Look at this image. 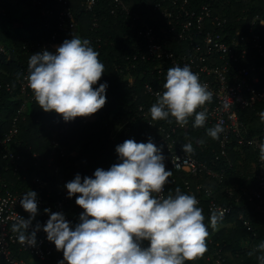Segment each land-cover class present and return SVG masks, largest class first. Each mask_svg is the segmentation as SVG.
<instances>
[{"label":"trees","instance_id":"16d2710c","mask_svg":"<svg viewBox=\"0 0 264 264\" xmlns=\"http://www.w3.org/2000/svg\"><path fill=\"white\" fill-rule=\"evenodd\" d=\"M82 1L70 0L68 3L74 15L75 25L62 32L56 42L60 44L61 40L73 37L76 30L79 38L90 41L105 66V73L96 86L102 82L107 83L106 103L91 116L76 117L65 122L59 114L40 109L34 98L28 100L26 109L18 120L17 133L9 144L12 152L20 156L19 164L25 167L26 177L21 179L19 174L6 175L13 190L27 189L35 175L47 180L54 189L50 200H62L66 197L61 205L62 212L72 217L74 225L79 222L78 217L83 211L75 204L78 194L69 198L66 188L64 190L59 188L65 187L76 174H80L82 178L92 176L97 167L107 169L116 163L115 147L127 139H133L138 143H147L149 139L153 142L146 128L148 125L141 121L139 115L135 120H130V116L136 114L139 103L149 102L148 97L143 94V85L152 79L148 74L150 63L136 62L134 68L130 66L126 68L125 55L136 37L135 29L129 27V19L110 13L108 0H97L94 12L85 11ZM46 2L53 9V14L47 21L38 11L32 9L31 0H1L7 15H0V42L6 50L0 53V82L10 83L16 92L17 81L28 67L30 56L39 52L44 43L47 44L46 50L53 51L49 43L61 4L56 0ZM205 2L211 3L213 15L226 17L224 30L228 37H234L237 31L246 35L254 16L264 20V0H192L191 4L196 7ZM21 4L28 7L25 19L15 16L17 6ZM141 4L143 8L151 6L145 1ZM93 22H96V27L92 25ZM252 27L257 32H264V26H258L257 21H254ZM96 38H100L99 46ZM247 47L250 58L246 63L261 61L251 45L247 44ZM27 91L29 95L32 94L29 87ZM20 104L19 97L11 96L3 86L0 93V138L11 127L12 118ZM262 113L264 102H258L239 112L248 134H259L264 131ZM172 122L175 120L172 119ZM106 123L121 126L117 138L111 137ZM188 124L187 132L178 131V142L191 143L193 154L206 164L212 165L218 176L189 175L167 169L171 170L172 175L168 178L166 188L171 194H174L177 188L190 194L189 189L194 190L197 184L209 188L211 195L206 196L202 190L198 205L203 210L205 224H209L212 213L209 208L211 198L217 203L229 206L230 212L218 221L217 227L209 226L207 251L187 264H212L206 261L205 257L215 250L220 251L225 264H260L258 257L264 256V250L259 249L258 245L264 242V213L257 209L255 199L250 201L242 193V189L256 187L254 162L257 159V152L246 145L238 144L233 137L226 155L220 156L217 139H212L206 134V129L212 126L205 123L203 127H193L191 117ZM127 125L129 131L125 135L124 129ZM195 139H199V146L194 145ZM52 140H56L57 145H54ZM161 151L163 154L162 148ZM217 154L218 159H215ZM0 166L10 164L7 160L0 159ZM185 181L188 182L189 188L184 184Z\"/></svg>","mask_w":264,"mask_h":264},{"label":"clouds","instance_id":"9594fccd","mask_svg":"<svg viewBox=\"0 0 264 264\" xmlns=\"http://www.w3.org/2000/svg\"><path fill=\"white\" fill-rule=\"evenodd\" d=\"M104 73L90 41L71 37L54 51L30 56L28 87L40 109L55 112L67 122L91 116L105 105L108 85L96 86ZM163 88L150 106L152 120L171 123L174 119L185 126L191 117L193 127L205 125L207 112L198 109L211 101L212 93L189 65L169 68ZM222 131L217 123L206 134L218 139ZM182 150L192 152V144H184ZM115 152L117 162L107 169L97 167L92 176L83 178L76 174L65 184L67 196L78 194L75 204L83 209L75 225L62 212L45 209L50 212L47 221L29 231L38 214L37 193L23 194L19 203L29 216H19L13 225L19 242L35 246L36 232L42 230L62 252L57 264H187L202 256L209 226L217 227L226 209L213 211L205 224L195 195L178 188L172 195H163L172 172L166 170L161 148L150 139L147 143L127 139ZM258 248L264 250V242ZM258 259L264 264V256Z\"/></svg>","mask_w":264,"mask_h":264},{"label":"built area","instance_id":"2783aa9c","mask_svg":"<svg viewBox=\"0 0 264 264\" xmlns=\"http://www.w3.org/2000/svg\"><path fill=\"white\" fill-rule=\"evenodd\" d=\"M61 4L56 27L51 34L49 46L55 50L59 44L56 42L62 32L75 25L74 15L69 6L70 0H56ZM149 5L143 8L141 2ZM192 0H108L109 11L113 15H121L129 19L131 28L135 29L134 38L130 50L125 55L126 68L135 67L136 62L150 63L148 74L151 82L143 85V94L148 97V103H139L136 114L130 116L135 120L136 116L148 125V134L153 143L164 150V164L167 169L175 172H184L189 175H207L217 177L218 172L212 165L198 159L192 152H185L182 146L185 142H178V131L187 132L189 124L180 126L176 122L157 123L151 119L150 106L156 101L157 93L164 91L167 70L173 66L183 67L189 65L193 72L199 75L200 81L208 85L212 93V99L201 109L207 112L206 124L214 126L221 124L223 131L219 134L217 143L219 155L225 156L226 150L233 137L240 145H246L257 152L254 162L255 188L242 189L243 195L248 200L257 201V209L264 213V131L259 134H248L244 121L239 112L252 107L258 102H264V32H257L252 24L258 22V26H264V20L254 16L247 34L242 35L237 31L235 36L228 37L224 28L226 17L213 15L210 2L201 3L196 7ZM97 0H83L85 11L94 12ZM32 9L44 16L46 21L53 14V9L46 0H31ZM140 8V9H139ZM138 10H140L138 12ZM0 15H7L0 0ZM209 24V26H207ZM96 27V22L92 24ZM100 38H96L99 46ZM247 44L258 54L261 61L247 64L250 58ZM46 43L39 52L45 50ZM5 47L0 42V53H4ZM128 62V64H127ZM18 91L13 89L8 82L1 84L12 96L19 97L21 104L12 118V125L0 138V159H5L10 166H0V264H57L63 256L62 252L55 249L54 245L47 241L46 233L42 230L36 232L35 246H26L19 242L18 233L13 230V225L18 222L19 216L27 219L29 214L22 209L19 198L27 191L37 193L38 214L32 220L29 231H32L37 223L43 225L49 218L50 212H62L61 205L66 200L51 201L53 188L48 181L35 175L27 189L13 190L6 175L19 174L25 179V167L19 164L20 156L10 149V142L18 130V120L26 109L28 100H33V93L29 95L28 67L17 81ZM17 93V94H15ZM1 126V121H0ZM112 138H117L120 125L106 123ZM129 131L127 125L124 129L126 135ZM57 145L56 140H52ZM194 145L199 146V139L194 140ZM62 154V150L60 149ZM218 154L215 159H218ZM51 160V158H50ZM49 160V162H50ZM20 172V173H19ZM184 184L189 188L187 181ZM211 195V190L202 184L195 185V189H189V193L196 196L200 202V193ZM163 195H172L166 185ZM209 208L213 211L226 209L224 215L230 212V207L217 203L210 199ZM49 209L50 212H45ZM63 213V212H62ZM65 219L72 225L70 215L63 213ZM223 215V216H224ZM147 243V242H145ZM212 264H225L219 250L205 257Z\"/></svg>","mask_w":264,"mask_h":264},{"label":"rangeland","instance_id":"374dc122","mask_svg":"<svg viewBox=\"0 0 264 264\" xmlns=\"http://www.w3.org/2000/svg\"><path fill=\"white\" fill-rule=\"evenodd\" d=\"M27 11H28V7H26L25 5H19V6H17V10L15 11V16L16 17H21L22 19H25V15H27ZM74 33V35H73V37H79V33H78V31L76 30V31H74L73 32ZM71 38V37H70ZM69 38V39H70ZM63 41L61 40L60 41V43H62ZM86 118V117H85ZM60 190H64L65 189V187H60L59 188Z\"/></svg>","mask_w":264,"mask_h":264}]
</instances>
